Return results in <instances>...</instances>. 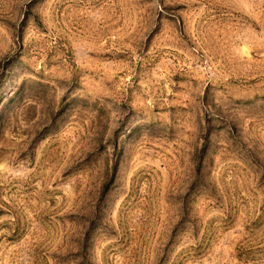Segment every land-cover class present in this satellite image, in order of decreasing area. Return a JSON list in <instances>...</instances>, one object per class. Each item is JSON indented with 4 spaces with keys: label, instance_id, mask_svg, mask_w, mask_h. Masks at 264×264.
<instances>
[{
    "label": "rangeland",
    "instance_id": "374dc122",
    "mask_svg": "<svg viewBox=\"0 0 264 264\" xmlns=\"http://www.w3.org/2000/svg\"><path fill=\"white\" fill-rule=\"evenodd\" d=\"M0 264H264V0H0Z\"/></svg>",
    "mask_w": 264,
    "mask_h": 264
}]
</instances>
